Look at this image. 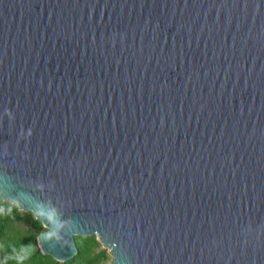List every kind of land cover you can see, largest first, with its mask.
<instances>
[{"label":"water","instance_id":"1","mask_svg":"<svg viewBox=\"0 0 264 264\" xmlns=\"http://www.w3.org/2000/svg\"><path fill=\"white\" fill-rule=\"evenodd\" d=\"M0 198L57 261L264 264V0H0Z\"/></svg>","mask_w":264,"mask_h":264},{"label":"trees","instance_id":"2","mask_svg":"<svg viewBox=\"0 0 264 264\" xmlns=\"http://www.w3.org/2000/svg\"><path fill=\"white\" fill-rule=\"evenodd\" d=\"M45 228L31 212L0 198V264H103L109 261L107 250L92 236H75L77 253L66 261L42 254L35 246Z\"/></svg>","mask_w":264,"mask_h":264},{"label":"rangeland","instance_id":"3","mask_svg":"<svg viewBox=\"0 0 264 264\" xmlns=\"http://www.w3.org/2000/svg\"><path fill=\"white\" fill-rule=\"evenodd\" d=\"M103 248V247H102ZM105 249V248H104ZM108 260L107 261H104L103 264H107Z\"/></svg>","mask_w":264,"mask_h":264}]
</instances>
